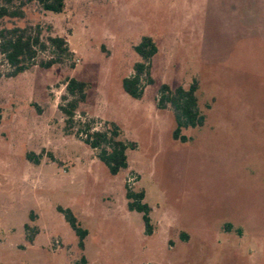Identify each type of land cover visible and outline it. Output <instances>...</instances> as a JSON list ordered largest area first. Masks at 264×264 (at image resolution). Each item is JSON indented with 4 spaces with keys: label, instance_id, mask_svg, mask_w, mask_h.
Listing matches in <instances>:
<instances>
[{
    "label": "rangeland",
    "instance_id": "rangeland-1",
    "mask_svg": "<svg viewBox=\"0 0 264 264\" xmlns=\"http://www.w3.org/2000/svg\"><path fill=\"white\" fill-rule=\"evenodd\" d=\"M21 18L4 28H40L53 50L9 78L0 54V264H264V0H66L62 13L36 0H0ZM158 47L154 84L134 99L123 80L141 61L135 47ZM88 83L76 121L136 144L129 166L111 175L99 151L65 132L66 84ZM199 85L202 128L174 139L172 107L160 88ZM40 156V164L27 159ZM127 187L145 192L153 234L128 210ZM88 230L85 249L59 212Z\"/></svg>",
    "mask_w": 264,
    "mask_h": 264
},
{
    "label": "trees",
    "instance_id": "trees-1",
    "mask_svg": "<svg viewBox=\"0 0 264 264\" xmlns=\"http://www.w3.org/2000/svg\"><path fill=\"white\" fill-rule=\"evenodd\" d=\"M13 0H9L11 3ZM47 12L62 13L65 9L66 0H36ZM22 12L13 11L9 7L0 6V22L6 18H21ZM53 50V56L49 61L40 64L43 68H51L57 63L63 62L65 56L70 52L67 42L61 37H47L43 39V32L40 28H4L0 31V54L4 57L10 68L7 77H17L30 70L34 65L41 51ZM136 53L141 61L134 66V75L123 80V89L134 99H140L144 95L145 85L154 84L152 78V61L158 53V47L150 36L143 37L140 44L135 47ZM3 75L0 73V79ZM88 83L69 79L66 84V94L62 97L63 104L60 106L61 112L65 116V132L70 134L77 126V134L84 135V142L92 149L99 151V159L107 166L113 176H117L122 170L129 166L128 150L135 149L136 144L125 142L120 139V128L117 124L111 123L106 130H96L89 123H78L76 121L77 112L81 104L85 103L88 93ZM199 85L195 82L189 89L178 87L172 89L169 85L161 86L159 94L160 108L172 107L177 128L174 132V139L187 143L189 139L181 135L183 129L202 128L205 125L206 117L199 110V99L197 92ZM2 112L0 109V124ZM27 159L35 164H40V156L31 152L27 154ZM126 198L128 200V210L138 212L143 215V221L147 235L153 234L151 219L152 208L145 203V192H136L127 187ZM59 212L63 214L72 230L79 238V246L85 249V239L89 232L81 227L78 219L70 209L59 207ZM82 264H87L86 258L82 259Z\"/></svg>",
    "mask_w": 264,
    "mask_h": 264
}]
</instances>
